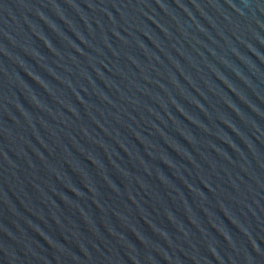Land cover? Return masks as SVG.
Returning a JSON list of instances; mask_svg holds the SVG:
<instances>
[{
  "label": "water",
  "instance_id": "1",
  "mask_svg": "<svg viewBox=\"0 0 264 264\" xmlns=\"http://www.w3.org/2000/svg\"><path fill=\"white\" fill-rule=\"evenodd\" d=\"M0 264H264V0H0Z\"/></svg>",
  "mask_w": 264,
  "mask_h": 264
}]
</instances>
